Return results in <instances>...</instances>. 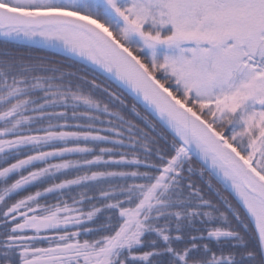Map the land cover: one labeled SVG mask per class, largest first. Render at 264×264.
<instances>
[{
	"label": "snow or ice",
	"instance_id": "6c2138e0",
	"mask_svg": "<svg viewBox=\"0 0 264 264\" xmlns=\"http://www.w3.org/2000/svg\"><path fill=\"white\" fill-rule=\"evenodd\" d=\"M0 40V264H264V0H0ZM17 43L106 74L172 131L170 149L114 110L121 91ZM193 156L243 211L204 198ZM113 168L134 170H94Z\"/></svg>",
	"mask_w": 264,
	"mask_h": 264
},
{
	"label": "trees",
	"instance_id": "16d2710c",
	"mask_svg": "<svg viewBox=\"0 0 264 264\" xmlns=\"http://www.w3.org/2000/svg\"><path fill=\"white\" fill-rule=\"evenodd\" d=\"M2 42V40H0ZM14 48L17 49V51L27 57H44L45 62L51 65L58 66L62 68L64 71H71L76 72L78 75L86 76L89 81L92 79H96L97 83H102L104 87L110 88L112 91H121L122 92V98L126 101V104L128 107L123 109H114V110H120L121 114L125 116L126 119L133 121L140 129H143L144 132L148 133L151 137H153L156 140V144L153 145V148H159L163 151H167L171 147V141L173 139V133L163 124H161L157 118L152 116L149 112L145 111L142 103H137L136 107L137 110L143 115L147 116L148 119L152 122V124L155 125V130H153L151 127L147 126L146 123L136 117L130 110V106L135 102L133 99V95L125 90H121L118 88L117 84L110 80L106 74L101 73L99 70L94 69L91 65H85L83 64L78 58H72L69 55L63 54L62 52L56 51L54 49L45 48V47H39V46H30L28 44L24 43H17L13 45ZM97 98L101 99L102 102L108 103L107 95L100 92L99 90L96 93ZM78 111H83V109H79ZM101 119L107 121L108 119H111L110 117L101 116ZM87 123L86 121H69V123L75 124V123ZM99 127H109L107 123L98 125ZM69 131H74L76 129H67ZM107 134V133H104ZM121 139H125V137H120ZM112 144H99L97 148H112ZM121 151H127V152H136V154L143 159L144 154L142 151H140L138 148H124L121 149ZM71 159H76L77 157H69ZM91 158V157H89ZM55 162V161H53ZM149 163H155L157 162L156 157L153 155L149 158ZM192 167L196 170L193 174H191L190 179L193 181L197 187H199L202 191V194L205 199L212 201L213 204L218 205L220 208V211L225 212L226 208L225 205L221 201V196L225 197L230 201L232 204L238 206L241 208V211H243V206L240 204L238 199L233 195V193L228 189L222 186L220 183L217 182L215 177H210L209 173L206 171L204 173L203 178H201L200 175V169L205 168L206 166L204 163L196 156H193L192 158ZM43 167V165H40ZM94 170H110V171H132L134 169L130 168H113V169H94ZM139 171H150V169L146 168H140ZM72 175H75L73 173ZM185 175H189L187 172H185ZM66 177L60 176L57 180H49L47 183L43 185H36L29 187L25 192H22L20 195H27L29 192H35L38 189H42L44 187H48L52 183H58L59 180L65 179ZM71 178V176L67 177ZM211 179V183L213 185V188H209L208 181ZM133 181L129 180L128 183H132ZM140 181H137L139 183ZM114 183H123V181H114ZM216 189L220 190V195L218 196L216 193ZM84 189L82 188H73L70 192H67L65 194V198L68 196H76L79 198L78 193L83 192ZM59 194H49L47 197L48 203H54L56 197ZM89 196L93 195L92 192L88 193ZM98 195V193H96ZM19 198V197H17ZM44 203V201H41ZM91 203H97V206H99V203L97 201H91ZM85 211H88L90 208V204H86L83 206ZM229 219L232 220L233 226H236V221L232 219L231 215L229 214ZM103 222V218H101L100 221ZM92 224H85V227H93ZM250 229H254V225H249ZM70 231L74 229H69ZM252 243L255 244L256 241L253 238ZM146 250V249H145Z\"/></svg>",
	"mask_w": 264,
	"mask_h": 264
},
{
	"label": "flooded vegetation",
	"instance_id": "af4514ba",
	"mask_svg": "<svg viewBox=\"0 0 264 264\" xmlns=\"http://www.w3.org/2000/svg\"><path fill=\"white\" fill-rule=\"evenodd\" d=\"M44 235H48L47 233H45ZM48 244L47 243H40V244H37L36 247H47Z\"/></svg>",
	"mask_w": 264,
	"mask_h": 264
},
{
	"label": "water",
	"instance_id": "95a60500",
	"mask_svg": "<svg viewBox=\"0 0 264 264\" xmlns=\"http://www.w3.org/2000/svg\"><path fill=\"white\" fill-rule=\"evenodd\" d=\"M133 95V94H132Z\"/></svg>",
	"mask_w": 264,
	"mask_h": 264
}]
</instances>
